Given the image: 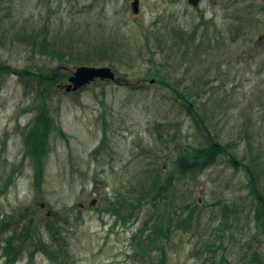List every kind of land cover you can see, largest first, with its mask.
Wrapping results in <instances>:
<instances>
[{
	"label": "rangeland",
	"instance_id": "1",
	"mask_svg": "<svg viewBox=\"0 0 264 264\" xmlns=\"http://www.w3.org/2000/svg\"><path fill=\"white\" fill-rule=\"evenodd\" d=\"M133 1L0 0V264H163L158 250L134 255V235L170 212L164 264H264L246 168L227 155L185 175L176 164L208 144L204 123L264 185V0ZM81 65L117 78L68 92ZM14 68L69 75L43 105L40 182L26 154L44 83ZM155 179L163 192L139 208ZM10 242L22 251L9 260Z\"/></svg>",
	"mask_w": 264,
	"mask_h": 264
},
{
	"label": "trees",
	"instance_id": "2",
	"mask_svg": "<svg viewBox=\"0 0 264 264\" xmlns=\"http://www.w3.org/2000/svg\"><path fill=\"white\" fill-rule=\"evenodd\" d=\"M33 36L31 37L27 36L28 43L31 44L33 49L35 48L41 54L54 55V53H56V51L51 47L47 37H43L42 41L38 43L36 37L32 39ZM57 54H59L62 57L61 52H57ZM12 72L18 75L21 79L35 76L37 81L39 80L40 82L44 83L42 89L40 90V94L42 95L41 106L47 104L46 98L49 95L50 88L54 86V84H56L57 82H60L63 78L69 77V75H64L62 77V74L52 75L45 72L33 73L32 70L27 68L25 69L14 68L12 69ZM164 84L168 85L165 82ZM185 100L188 103V107L190 106L189 111L196 115L199 114L197 113L198 110L194 106V104L191 101H189L187 98H185ZM46 112H47V107L43 106L39 112L41 118L37 119L31 130L28 131L29 132L28 140L32 143H28L27 151L29 152L31 150L32 153L27 152L26 155L31 157L35 162L37 169L35 176L36 182H40L42 179V173H43L42 161H44V157H42V155L44 156L45 149H47V144L45 143L43 136L44 134L43 130L44 129L47 130V125L45 122L49 121L50 124L51 120H53L51 117L49 119L46 116ZM201 118L200 121L203 123L204 119L202 120ZM203 125L209 136L208 144L200 147H195L192 149L187 148L181 150L180 153L178 154V159H176L178 171L180 172L181 175H185L188 172L195 170L202 171L210 167L211 165L215 164L221 155H227L230 161L234 165L237 166L243 165L246 168L247 174L249 176L250 194L256 200L257 203L256 211H255L256 223L257 226L264 228V185L260 182L257 169L251 164H244L243 162H241V160H239L235 156V153L232 151V148H234L233 143L223 144L215 140L214 136L210 135L207 126L204 123ZM164 188H165L164 186L159 185L158 179H155L150 188L146 189L144 193H141L137 196L139 197V200H137V205H139V208L143 205L142 199L147 198L148 196L152 197L154 195L153 193H155V196H160ZM157 189L159 191H157ZM134 207L135 205H131V209H133ZM173 221H174V215H172V212H170L164 215L163 219L161 218L159 221H155L153 225L150 224L149 222H146L142 226V228L134 235V239H136V242H134V244L137 246L134 255L141 256V258H143L144 255L150 254L152 251L158 250L159 253H161L160 260L164 264L167 256V243L173 229L172 228ZM21 251L22 249H16V247L12 244V242H10L9 246L6 248L8 258L16 253H20ZM256 256L258 255L256 254ZM15 261H17L16 258L12 260V263H14Z\"/></svg>",
	"mask_w": 264,
	"mask_h": 264
},
{
	"label": "water",
	"instance_id": "3",
	"mask_svg": "<svg viewBox=\"0 0 264 264\" xmlns=\"http://www.w3.org/2000/svg\"><path fill=\"white\" fill-rule=\"evenodd\" d=\"M201 0H189L194 6L198 7ZM139 0L133 1V8L138 11ZM116 80V72L110 66H78L71 77L69 83L65 85L68 92L77 91L80 88L89 85L96 80Z\"/></svg>",
	"mask_w": 264,
	"mask_h": 264
}]
</instances>
